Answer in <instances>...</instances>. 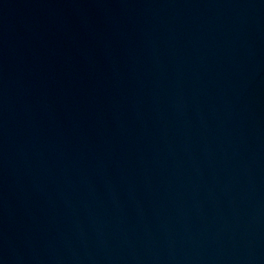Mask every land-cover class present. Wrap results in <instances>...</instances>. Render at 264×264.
I'll list each match as a JSON object with an SVG mask.
<instances>
[{
    "label": "water",
    "instance_id": "obj_1",
    "mask_svg": "<svg viewBox=\"0 0 264 264\" xmlns=\"http://www.w3.org/2000/svg\"><path fill=\"white\" fill-rule=\"evenodd\" d=\"M0 264H264V0H0Z\"/></svg>",
    "mask_w": 264,
    "mask_h": 264
}]
</instances>
